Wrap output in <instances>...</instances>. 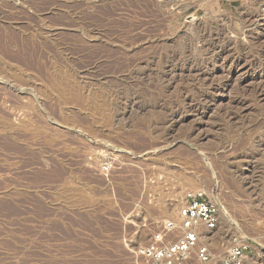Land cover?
<instances>
[{
  "label": "rangeland",
  "instance_id": "obj_1",
  "mask_svg": "<svg viewBox=\"0 0 264 264\" xmlns=\"http://www.w3.org/2000/svg\"><path fill=\"white\" fill-rule=\"evenodd\" d=\"M200 188L264 264V0H0V264H141Z\"/></svg>",
  "mask_w": 264,
  "mask_h": 264
},
{
  "label": "built area",
  "instance_id": "obj_2",
  "mask_svg": "<svg viewBox=\"0 0 264 264\" xmlns=\"http://www.w3.org/2000/svg\"><path fill=\"white\" fill-rule=\"evenodd\" d=\"M102 167L110 170L112 159L105 158ZM221 212L220 204L205 189L188 190L177 217L161 221L151 239L138 248L141 264H182L192 257L198 264L212 263L216 254L203 234L205 230H217ZM249 251L245 242L236 243L220 262L244 264Z\"/></svg>",
  "mask_w": 264,
  "mask_h": 264
},
{
  "label": "bare ground",
  "instance_id": "obj_3",
  "mask_svg": "<svg viewBox=\"0 0 264 264\" xmlns=\"http://www.w3.org/2000/svg\"><path fill=\"white\" fill-rule=\"evenodd\" d=\"M190 190H192V189H190ZM187 192V191H186ZM185 194L186 193H183L182 195H183V202H182V204L184 203V198H185ZM166 213L168 214V215H172V212H170V210L168 209V211H166ZM223 218V215L221 214V219ZM227 218H230V217H227ZM230 220V219H229ZM232 220V219H231ZM203 237H205V239L207 240V241H211L212 243L214 242V243H217L215 240H216V236L215 235H213L211 232H209L208 230H205L204 231V234H203Z\"/></svg>",
  "mask_w": 264,
  "mask_h": 264
}]
</instances>
